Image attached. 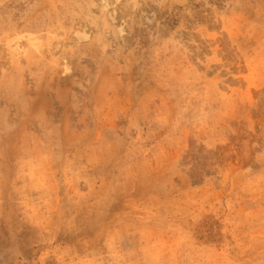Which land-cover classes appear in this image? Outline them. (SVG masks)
I'll use <instances>...</instances> for the list:
<instances>
[{"label": "rangeland", "instance_id": "obj_1", "mask_svg": "<svg viewBox=\"0 0 264 264\" xmlns=\"http://www.w3.org/2000/svg\"><path fill=\"white\" fill-rule=\"evenodd\" d=\"M0 264H264V0H0Z\"/></svg>", "mask_w": 264, "mask_h": 264}, {"label": "bare ground", "instance_id": "obj_2", "mask_svg": "<svg viewBox=\"0 0 264 264\" xmlns=\"http://www.w3.org/2000/svg\"><path fill=\"white\" fill-rule=\"evenodd\" d=\"M77 30V34H76V32H75V35H76V37H78L79 39H78V41L80 42V41H84V40H86L87 38H88V34H87V32L85 31V29H76ZM75 30V31H76ZM77 42V41H76ZM57 47V46H56ZM55 47V48H56ZM58 48V47H57ZM56 48V49H57ZM28 49V48H27Z\"/></svg>", "mask_w": 264, "mask_h": 264}]
</instances>
